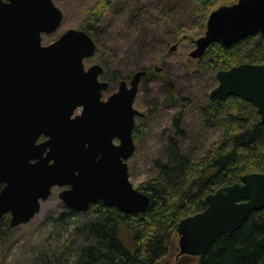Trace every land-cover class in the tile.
I'll return each instance as SVG.
<instances>
[{
    "label": "water",
    "instance_id": "water-1",
    "mask_svg": "<svg viewBox=\"0 0 264 264\" xmlns=\"http://www.w3.org/2000/svg\"><path fill=\"white\" fill-rule=\"evenodd\" d=\"M62 21L52 0H0V220L9 214L11 228L32 220L54 187L78 213L98 202L131 215L149 207V197L130 183L126 163L135 151L134 118L144 116L133 104L146 71L135 72L129 87L122 80L101 101L108 86L99 81L103 69L83 63L96 48L88 33L68 29L42 45V36ZM256 35L264 37V0H238L210 13L189 56L198 60L212 44L230 47ZM215 78L211 99H242L264 123V64L242 63ZM204 203V211L177 224V257L204 256L219 237L263 210L264 173L244 175Z\"/></svg>",
    "mask_w": 264,
    "mask_h": 264
},
{
    "label": "rangeland",
    "instance_id": "rangeland-1",
    "mask_svg": "<svg viewBox=\"0 0 264 264\" xmlns=\"http://www.w3.org/2000/svg\"><path fill=\"white\" fill-rule=\"evenodd\" d=\"M52 1L62 12L63 21L55 33L42 36V45L54 42L68 29L84 30V25L92 24L88 13L97 0ZM237 2L216 0L204 19L192 0H113L109 7L101 9L100 23L92 25L95 35H89L96 48L93 56L84 60V67L98 65L103 69L99 81L110 84L103 99L117 89L120 80L129 83L133 73L146 70L133 105L145 117L135 120V151L127 161L134 188L157 172L155 162L165 160L169 139L179 141L183 153L194 158L217 139L218 132L200 130L199 115L217 80L199 59L194 60L189 54L195 41L204 35L210 13ZM169 11L171 17H166ZM173 45L177 47L171 51ZM155 68L162 71L155 72ZM167 81L176 86L177 92L167 91ZM180 111L183 139L172 127L173 117ZM79 112L80 109L76 111ZM61 191L62 188L54 187L32 220L0 235V264H45L39 259L43 238L50 234L46 244L50 253L60 250L70 231L86 223L83 213L72 211L60 200ZM5 219L8 221V217ZM177 240L176 235L175 247L157 264L198 262L196 257H177ZM75 242L81 246V234H77Z\"/></svg>",
    "mask_w": 264,
    "mask_h": 264
},
{
    "label": "trees",
    "instance_id": "trees-1",
    "mask_svg": "<svg viewBox=\"0 0 264 264\" xmlns=\"http://www.w3.org/2000/svg\"><path fill=\"white\" fill-rule=\"evenodd\" d=\"M215 1L192 0L204 19ZM112 3L113 0H97L88 13L92 24L83 26L86 33L95 35L92 25L100 23L101 9ZM165 16L171 17L170 11ZM199 60L212 74L242 63L264 64V37H247L230 47L212 44ZM165 86L167 91L177 92L170 82ZM199 115L200 130L218 132L217 139L196 158L185 155L176 139L168 140L165 160L156 161L157 172L136 188L149 197L145 213L124 214L101 202L95 203L82 214L86 223L70 231L60 250L50 253L46 245L50 234L43 238L40 261L157 264L175 247L179 221L204 211L207 195L239 183L244 175L264 173V123L252 104L236 97L224 101L208 98ZM182 117V111L176 113L172 127L183 139ZM0 227V235L11 229L5 218L0 220ZM77 234L82 235L81 246L76 245ZM198 259L196 264H264V209L250 214L232 235L219 237Z\"/></svg>",
    "mask_w": 264,
    "mask_h": 264
},
{
    "label": "flooded vegetation",
    "instance_id": "flooded-vegetation-1",
    "mask_svg": "<svg viewBox=\"0 0 264 264\" xmlns=\"http://www.w3.org/2000/svg\"><path fill=\"white\" fill-rule=\"evenodd\" d=\"M146 71V70H145ZM154 71H155V69H154ZM148 72V71H147ZM156 72V71H155ZM134 74V73H133ZM103 75V73L100 75V77ZM133 76V75H132ZM145 76V75H144ZM143 76V77H144ZM143 79V78H142ZM122 80H120L119 81V83H118V85H117V89L114 91V92H112V93H110L105 99H103V93H105V92H107L108 90H109V82H106V81H102V82H104V83H106L108 86H107V89L105 90V91H102V93H101V101H107L108 100V98L111 96V95H113L115 92H117L118 91V88H119V84H120V82H121ZM130 81H131V79L129 80V83H127L128 84V87H129V84H130ZM135 101V100H134ZM134 105V104H133ZM79 110V109H78ZM80 110H81V108H80ZM144 114V113H143ZM145 117V114H144V116L143 117H139V116H135V120L136 119H143ZM136 125V124H135ZM135 125H134V129H135ZM133 129V131H132V138H133V140H134V134H135V130ZM45 140V138H41L39 141H44ZM117 142V143H116ZM114 144H118V141L116 140V141H114ZM5 217H8V222L10 221V215H6Z\"/></svg>",
    "mask_w": 264,
    "mask_h": 264
}]
</instances>
